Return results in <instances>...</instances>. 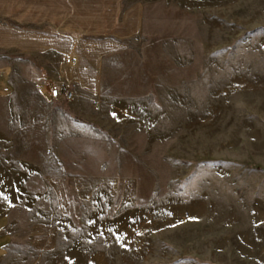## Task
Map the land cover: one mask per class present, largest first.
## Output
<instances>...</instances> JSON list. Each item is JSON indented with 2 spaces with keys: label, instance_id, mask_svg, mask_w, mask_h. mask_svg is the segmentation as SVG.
I'll return each instance as SVG.
<instances>
[{
  "label": "rangeland",
  "instance_id": "374dc122",
  "mask_svg": "<svg viewBox=\"0 0 264 264\" xmlns=\"http://www.w3.org/2000/svg\"><path fill=\"white\" fill-rule=\"evenodd\" d=\"M138 3L140 35L69 117L0 101V218L29 263L56 224L38 264H264V0ZM86 177L119 191L83 200Z\"/></svg>",
  "mask_w": 264,
  "mask_h": 264
},
{
  "label": "crops",
  "instance_id": "0c3cea01",
  "mask_svg": "<svg viewBox=\"0 0 264 264\" xmlns=\"http://www.w3.org/2000/svg\"><path fill=\"white\" fill-rule=\"evenodd\" d=\"M142 15L141 4L126 9L124 0H0V101L11 105L20 101L22 106L42 110L49 105L69 117L64 106L76 109L78 102L101 92V63L140 35ZM57 83L77 85L72 105L51 97L50 86ZM75 182L83 200L99 189L119 191L113 178L86 177ZM57 192L64 210L66 190L61 186ZM10 225L0 218V264H38L56 249V224L33 227L25 239L37 257L29 263L18 251L22 241Z\"/></svg>",
  "mask_w": 264,
  "mask_h": 264
},
{
  "label": "built area",
  "instance_id": "2783aa9c",
  "mask_svg": "<svg viewBox=\"0 0 264 264\" xmlns=\"http://www.w3.org/2000/svg\"><path fill=\"white\" fill-rule=\"evenodd\" d=\"M74 86L53 84L50 87V95L53 99L63 98L67 101L74 100Z\"/></svg>",
  "mask_w": 264,
  "mask_h": 264
}]
</instances>
